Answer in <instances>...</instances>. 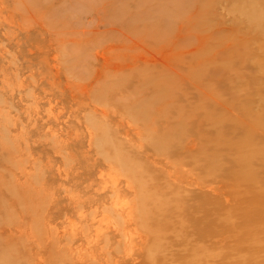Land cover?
Listing matches in <instances>:
<instances>
[{
    "label": "rangeland",
    "instance_id": "rangeland-1",
    "mask_svg": "<svg viewBox=\"0 0 264 264\" xmlns=\"http://www.w3.org/2000/svg\"><path fill=\"white\" fill-rule=\"evenodd\" d=\"M236 123L247 138L229 133ZM261 128L264 0H0V264H113L131 250L152 264L149 249L169 243L187 262L237 250L220 233L235 219L251 238L246 221H260L236 192L264 190L248 180L264 179ZM241 153V183L202 168ZM198 178L222 190L217 211L198 198L184 210ZM123 227L139 244L123 240L109 260L106 233ZM191 228L208 242L189 245Z\"/></svg>",
    "mask_w": 264,
    "mask_h": 264
},
{
    "label": "bare ground",
    "instance_id": "bare-ground-1",
    "mask_svg": "<svg viewBox=\"0 0 264 264\" xmlns=\"http://www.w3.org/2000/svg\"><path fill=\"white\" fill-rule=\"evenodd\" d=\"M242 128H241V127ZM243 130H245V129H243V126H242V124H240V123H236L235 124V126L234 127H231V130H230V134L232 133L233 134V136L234 137H243V135H244V133H243ZM186 133V132H185ZM184 133V134H185ZM255 133H258V135L264 140V129H262L261 128V130L259 131V129H257V130H255ZM251 134V133H250ZM252 135V134H251ZM181 136V135H180ZM182 136H184L183 134H182ZM181 136V137H182ZM246 136V137H245ZM243 138H247V135H245ZM90 137V136H89ZM92 137V136H91ZM90 137V138H91ZM262 139H261V141H262ZM187 146H189V144L187 145ZM184 149V148H183ZM189 149V148H188ZM187 149V151H189ZM184 150H186V149H184ZM192 156H193V154H192ZM240 156L242 157L243 156V154L241 153V154H237L234 158H227V165H221L219 168H217V167H215V168H212L210 165H208V164H205V163H203V166H202V168L203 169H205V173L207 172V171H209V169H212V170H214V173L211 175V171H209V174L215 179V178H217V177H223V178H227V179H231L232 177H234L235 178V181L236 182H239L238 180L240 179V180H243V179H245L244 178V175L243 174H245V172H246V166L244 167V165H243V163H241V158H240ZM205 166H207V167H205ZM237 167H238V169H237ZM192 168V167H191ZM190 168V169H191ZM209 168V169H208ZM193 169V168H192ZM258 169H263V172H264V167L262 166L261 168H258ZM188 170V169H187ZM196 171V170H195ZM187 172V171H186ZM199 172V171H198ZM188 173V172H187ZM190 173V172H189ZM193 173V171H191V173L190 174H192ZM202 173H204V172H202ZM197 174H199V173H197ZM234 174H235V176H234ZM194 175V174H193ZM202 175V174H201ZM200 175V176H201ZM204 175V174H203ZM210 175H208V176H210ZM198 176V175H197ZM241 176V177H240ZM197 178V177H196ZM204 178V177H203ZM202 178V179H203ZM199 179V181H197V185H198V187H200V188H198V189H186V188H182V191H184V200H182L181 199V202H183V205L184 204H188V205H190V207L189 208H192V207H194L193 206V204L192 203H190V202H192V200L193 199H195V198H198V199H202V200H204V202H205V204H208L207 206L208 207H206L205 206V208L203 207V209H205V210H207L208 212H211V211H217L218 210V208L217 207H213L212 209L209 207L210 206V204H212V202H214L215 203V205H217V206H219V204H221V199L217 196V195H219V193L220 194H222V190H221V192H219V189H217V187H213V186H210V185H208L206 182H205V180H200V178H198ZM186 180V179H185ZM222 181H223V179H221ZM248 180H250V182H249V185H250V188H254V187H260V186H262V185H264V179H262V180H259V181H257V180H255V182L250 178V179H248ZM174 181H175V179H174ZM217 182V180L215 181V183ZM239 183H241V182H239ZM177 184H182V183H177ZM186 185H188V184H186ZM185 185V186H186ZM194 184H192V187H194L193 186ZM196 185V186H197ZM217 185V184H216ZM190 186V185H189ZM195 186V187H196ZM242 186V184H240L239 185V188ZM187 187V186H186ZM191 188V187H190ZM229 189V188H228ZM117 191H116V193L118 192V189H116ZM246 191H247V189H246ZM219 192V193H218ZM225 192V191H224ZM242 192V191H241ZM241 192H239V191H237L236 193L239 195V197L242 199V200H240V202H239V204H236L237 206H240L241 207V209H243V210H245V207H246V209L248 210V213L251 215V216H253V215H255V214H259L260 215V218H258L260 221H256V220H247L246 222H247V224H248V226H250V227H254L255 229L253 230V233H252V235H251V238H249V237H246V236H244V235H242L241 234V231H242V227H241V224H240V222H236L235 221V219L233 220H228V219H226V218H228V215H222V218L223 217H225V222L227 223V220H228V222L230 221V224H229V226L225 229V228H223L222 229V233H220L221 235H223L224 233H223V230L225 231V233L228 231L230 234H231V236H232V238H237V236H238V238H240L241 239V241H242V243L245 245L246 243H247V241H249V240H251L252 241V244H248V245H246L247 246V248L244 246V245H242V244H240L239 245V248L236 250V248H232L231 250H229V251H226L225 252V250L224 249H226V248H222V251H221V249L219 250V249H217L218 250V252H216L215 254H216V256L215 257H217V258H214V257H210L208 254H203V255H201V254H198V253H192L193 254V256L191 257V258H188V259H190V260H188V262L186 261L187 259H185V261H183V260H181V258L182 259H184L183 257H182V255L183 254H185L186 253V251L184 252L183 250L184 249H182V251L183 252H181L180 250H178L177 248H175L174 247V245H171L170 243H169V245L167 244V246L166 247H164L163 249H161V248H155L154 250L153 249H149V256H150V258H151V260H152V264H240L242 261H244V262H246L247 264H264V190H261L260 191V189H259V191H257V192H250V193H248V194H243V193H241ZM156 194V193H155ZM247 197H251L250 199H249V201H246V202H250V203H248V204H246V206L244 207V205H243V203H242V201H245L244 200V198H247ZM77 198H79V197H77ZM182 198V197H181ZM75 199V198H74ZM144 199V198H143ZM227 199H230V198H227ZM116 200V199H115ZM228 201V200H227ZM226 201V202H227ZM78 205H75L74 207H72L73 209H75L76 211L77 210H79V208H83L84 206L83 205H79V203H77ZM117 203H115L114 205H116ZM127 204H129V203H126V205ZM118 205V204H117ZM123 205V204H122ZM186 205H184V210H185V206ZM131 206V205H130ZM229 206H232V204H230ZM235 206V205H234ZM115 207V206H114ZM120 207V206H119ZM144 207H146V205L144 206ZM144 207H142V209L144 208ZM162 207V206H161ZM107 208V207H106ZM105 208V209H106ZM121 208V207H120ZM129 208V207H128ZM132 208V206L129 208V209H131ZM134 208V207H133ZM198 208V207H197ZM229 208H232V207H229ZM229 208H228V212H231V210L229 211ZM129 209H127V211H125L126 212V214L127 215H129V216H127L126 214H125V212L122 210V216L125 214V216L127 217V218H130L132 215H131V213H130V211L131 210H129ZM145 209L146 208H144L143 210L145 211ZM149 209V208H148ZM157 209H159L158 207H157ZM193 209H195V208H193ZM200 209V208H199ZM202 209V210H203ZM69 210H70V208H69ZM108 210H109V207H108ZM142 210V211H143ZM160 210V209H159ZM158 210V211H159ZM161 210L163 211V208H161ZM160 210V211H161ZM71 211V210H70ZM80 211H82V210H80ZM129 211V212H128ZM147 211V210H146ZM150 210H148V212H149ZM117 212H121L120 210L119 211H117ZM123 212H124V214H123ZM152 212V211H151ZM151 212H149V213H151ZM84 213V212H83ZM118 213V214H119ZM190 213H192V212H190ZM197 213V212H196ZM196 213H192V214H189L190 216L191 215H193V214H195L196 215ZM104 214V213H103ZM141 214V213H140ZM164 214H165V212H164ZM148 215H150V214H148ZM153 215V214H152ZM169 215V214H168ZM143 215L141 214V217H142ZM170 216V215H169ZM231 216V215H230ZM137 217L139 218V216L137 215ZM151 217V216H150ZM155 217V216H154ZM218 217H220V216H218ZM118 218H119V216H118ZM125 218V217H124ZM126 218V219H127ZM125 219V220H126ZM143 219V218H142ZM142 219H141V223H143L142 222ZM224 219V218H223ZM124 220V219H123ZM121 221V224H122V222H124V221ZM144 220V219H143ZM154 220H155V218H154ZM113 221V220H112ZM128 221H129V219H128ZM127 221V222H128ZM145 221V220H144ZM156 221V220H155ZM174 221H175V219H174ZM130 222V221H129ZM128 222V223H129ZM120 223V222H119ZM150 223V225H151V222H149ZM156 223V222H155ZM176 223V222H175ZM206 223V222H205ZM120 224V225H121ZM123 224H126V223H123ZM130 224H132V223H130ZM129 224V225H130ZM134 224V223H133ZM140 224V223H139ZM174 223L172 222V224H170V225H173ZM113 225V224H112ZM116 225V223L114 222V226ZM142 226H143V224H141ZM141 225H139V226H141ZM146 225V224H145ZM154 224H152L151 225V227H153L154 228V226L156 225H154ZM117 226H118V224H117ZM117 226H115V227H117ZM126 227H127V224L125 225ZM148 226V225H147ZM176 226H178L179 228H177ZM175 227H176V229L175 230H177V229H181L180 228V226L179 225H176ZM149 227V226H148ZM175 227H173V229L175 228ZM191 227V226H190ZM143 228L144 229H148V228H145L144 226H143ZM152 228V229H153ZM9 229V228H8ZM7 229V227L6 226H2L1 224H0V236H3V234L4 233H7V231H10V229L8 230ZM103 229V228H102ZM125 229V227H123V229H119V228H115V230H114V232L112 231V232H109V233H106V235H107V240L105 241V242H107V245H105V248H106V246H107V248L105 249V248H103L102 247V250H105L104 251V253H103V255H106L107 256V259L109 258V260H111V259H116V257L118 256V254H120V253H122L123 251H121L120 249L122 248V242H123V240L124 241H126V239H127V236H126V233H125V231H124V233H125V235L123 234V231L122 230H124ZM127 229V228H126ZM152 229H150L149 228V231L151 230L152 231ZM97 230V229H96ZM154 230V229H153ZM184 231H185V229H183ZM188 231H189V233H188V235L190 236V238H189V240H188V244L190 245V244H193V247H194V244L197 242V241H199L200 243L199 244H201L202 245V243L201 242H208V240H209V238H205V236L204 235H201V236H199V237H197L196 236V232H195V230L193 229V228H191V229H187ZM209 230H211V228H209ZM137 231V230H136ZM139 231L140 230H138L137 232L139 233ZM148 231V230H147ZM150 231V232H151ZM180 231V230H179ZM182 231V230H181ZM74 232V231H73ZM107 232H108V230H107ZM154 232H156V231H154ZM173 232H176L177 233V231H173ZM204 232V231H203ZM97 233H98V231H97ZM138 233L136 234V236L138 237ZM140 233H142L141 231H140ZM182 233H183V231H182ZM131 234V233H130ZM142 234H144V233H142ZM156 234V233H155ZM106 235H104L105 237H106ZM129 235V234H128ZM134 235V236H133ZM131 234V238H132V240L134 239V237H135V234ZM186 235V234H185ZM133 236V237H132ZM145 236V237H144ZM144 236H140V238L142 239L143 237H144V241H145V238H146V234L144 235ZM177 236V235H176ZM224 236V235H223ZM230 236V235H229ZM104 237V238H105ZM121 237H122V239H121ZM214 237H216V236H214ZM88 238V237H87ZM130 236L128 237V239H127V241H128V243L127 242H125V243H123V245L126 247V245H127V247L126 248H128V245H129V247H130V245L131 246H133L134 245V243L136 242V243H138L139 242V240H137L136 239V241H131L130 239ZM217 238V237H216ZM221 238V237H220ZM230 238V237H229ZM95 239H96V237H95ZM148 239V237L146 238V240ZM160 239V238H159ZM218 239V238H217ZM222 239V238H221ZM226 239V238H225ZM225 239H223V240H225ZM53 240V239H52ZM51 240V241H52ZM97 240V239H96ZM108 240L109 241H112V242H108ZM186 240V239H185ZM211 240H212V238H211ZM54 241V240H53ZM131 241V242H130ZM142 241V240H141ZM143 241V242H144ZM161 241V240H160ZM220 241V240H219ZM55 242V241H54ZM129 242H130V244H129ZM162 242V241H161ZM180 242V241H179ZM224 242V241H223ZM146 242H144V244H145ZM184 243H186L187 244V242H184ZM184 243H182V245L184 244ZM53 244H55V243H53ZM139 244V243H138ZM221 244H223V243H221ZM181 245V244H180ZM196 245H197V243H196ZM55 246H56V244H55ZM55 246L53 247V249L55 248ZM187 246V248H188V245H185V247ZM219 246V245H218ZM124 247V248H125ZM137 247V246H136ZM181 247V246H180ZM184 247V246H183ZM57 248V247H56ZM60 248V247H59ZM70 248V247H69ZM79 248V247H78ZM125 248V249H126ZM132 248V247H131ZM130 248V249H131ZM200 248H202V247H200ZM204 248V247H203ZM202 248V249H203ZM50 249V248H49ZM130 249L128 250V251H130ZM189 249V248H188ZM194 248H192V250H193ZM71 252L73 251L72 250V248L71 249H69ZM127 250V249H126ZM151 250V251H150ZM194 250H197V247H196V249H194ZM216 250V251H217ZM52 251V250H51ZM78 251V250H77ZM125 251V250H124ZM158 251H159V254H158ZM74 252V251H73ZM131 253H132V250L130 251ZM145 252V251H144ZM197 252H199V251H197ZM201 252V251H200ZM204 252V251H203ZM76 254H78L77 252H75ZM131 253H127V251H126V255H121L120 254V256H121V258H118V259H116L115 261H114V263L113 264H146V263H144V262H142L141 261V259H140V256H144L143 255V251H141V252H139V253H135V254H131ZM146 253V252H145ZM227 253H229L231 256H228V255H226ZM72 254H74V253H72ZM75 254V255H76ZM124 254V253H123ZM189 254V253H188ZM69 255V254H68ZM186 255V254H185ZM190 255V254H189ZM239 256L238 258H236L235 256ZM71 256V255H70ZM79 256H81V255H79ZM162 256V262H160L159 261V257H161ZM82 257V256H81ZM80 257V260H79V262L81 261V263L84 261L82 258ZM89 257H90V255H89ZM92 257V256H91ZM231 257V258H230ZM94 258H96V257H94ZM75 259V258H74ZM74 259H71L70 258V262H71V264H76V262H75V260ZM99 260V259H98ZM90 261V260H89ZM108 262V261H107ZM109 262H111V261H109ZM91 263V262H90ZM101 264V263H100ZM103 264V263H102ZM109 264V263H108Z\"/></svg>",
    "mask_w": 264,
    "mask_h": 264
}]
</instances>
